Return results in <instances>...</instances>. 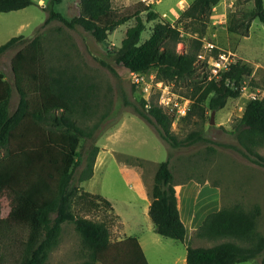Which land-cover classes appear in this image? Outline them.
I'll return each mask as SVG.
<instances>
[{"label":"trees","instance_id":"trees-1","mask_svg":"<svg viewBox=\"0 0 264 264\" xmlns=\"http://www.w3.org/2000/svg\"><path fill=\"white\" fill-rule=\"evenodd\" d=\"M61 1H51L43 25L57 19L70 28L83 27L99 41L134 17V24L126 29L116 52L117 62L135 72L156 67L158 79L186 85L183 92L192 100L188 112L201 121L206 117V107L220 109L229 98L240 96L244 79L252 75L248 63L236 60L219 77H210L206 61L201 62L198 57L201 43L189 51H177L175 44L181 30L169 20L161 19L151 8L146 20H155V23L150 36L142 41L146 25L141 10L128 16L113 15L110 19L112 0H79V14L68 18L55 7ZM218 1L193 0L184 14L207 16ZM252 1V8L230 15V31L246 35L255 17L264 24V0ZM32 3L33 0H0V11L17 10ZM19 45L11 59L14 86L19 94L12 110L13 86L0 72V199L12 190L11 211L18 214V217L0 218V264H8L7 252L18 241L17 227L13 225L26 229L18 264H44L49 250L58 243L66 221H73L81 234L86 258L80 264H150L137 236L128 235L113 242L105 220L92 219L81 212L91 206L114 209L107 197L73 184L80 139L90 134L79 123V116L93 110L95 85L67 68L47 65L39 34L31 39L23 34L12 36L0 44V57ZM141 105L134 104L136 111L154 124L171 146L208 140L201 129L179 138L171 130L174 115L168 109L155 102L148 103L144 98ZM234 132L242 153L264 166V155L258 151L264 146V96L247 101ZM97 150L95 147L92 151L81 180L90 177ZM149 214L157 233L185 239L186 226L180 215L170 155L156 173ZM260 214L257 203L249 209L234 203L207 214L194 234L219 241L206 246L189 244L186 264H236L256 257H260L259 264H264V234L257 229Z\"/></svg>","mask_w":264,"mask_h":264},{"label":"rangeland","instance_id":"rangeland-1","mask_svg":"<svg viewBox=\"0 0 264 264\" xmlns=\"http://www.w3.org/2000/svg\"><path fill=\"white\" fill-rule=\"evenodd\" d=\"M51 1L33 0L24 8L0 11V44L15 35L23 34L31 39L39 34L47 65L67 68L95 85L96 94L91 101L93 110L79 116V123L90 134L80 139L73 184L97 193L89 190L80 178L88 168L95 147L98 150L94 170L98 163L107 161L111 156L126 160L133 155L163 161L170 155L176 181L197 178V197H182L183 208L193 212L197 227L207 214L222 206L241 203L249 209L257 203L261 207L257 229L264 234V166L242 153V146L234 132L247 101L255 96H264V24L258 17L253 18L246 35L228 29L230 15L237 10L252 8L253 1L219 0L207 16L195 17L184 14L193 0H112L110 19L113 15L121 17L142 11L146 25L142 41L150 36L155 23V20H146L148 8H151L160 14L161 19L169 20L181 30L180 39L175 44L177 51H189L201 43L198 57L201 62L206 61L210 77L217 76V70L225 69L236 60L252 67V75L244 79L240 96L229 98L224 107L216 109L213 121V110L208 107L204 121L188 112L192 100L183 92L187 89L186 85L158 79L156 67L136 74L117 62L116 52L126 29L134 24V17L109 33L104 41H99L83 27L70 28L57 19L43 25ZM55 7L68 18L80 12L79 0H62ZM20 47L9 49L0 57V72L13 86L11 110L19 100L11 59ZM143 98L148 103L162 105L174 115L171 130L179 138L201 129L208 140L187 146H171L160 136L155 125L136 111L134 104L142 106ZM178 108H186V111L178 112ZM258 151L264 155V146ZM95 182V188H99L100 193L112 202L122 218L114 209L111 211L102 206L86 207L81 212L92 219L105 220L113 242L128 235L137 236L150 264H186L189 244L206 246L219 241L195 236L193 220L186 224L189 234L184 240L157 233L144 203L130 200V189L122 180L118 162L114 159L109 162L103 179ZM12 196L13 192L9 190L0 199L1 219L18 217L16 212L11 211ZM1 224L4 226L5 223ZM13 226L17 227L18 241L7 252L8 264H18L20 246L26 235V229ZM85 258L81 234L75 223L64 222L58 243L49 250L44 264H80ZM259 263L260 257H256L236 264Z\"/></svg>","mask_w":264,"mask_h":264},{"label":"crops","instance_id":"crops-1","mask_svg":"<svg viewBox=\"0 0 264 264\" xmlns=\"http://www.w3.org/2000/svg\"><path fill=\"white\" fill-rule=\"evenodd\" d=\"M125 155L129 156L130 154ZM130 156L131 158H126V160H121L119 157L111 156L107 161L98 163L95 170L93 169L91 176L83 180V184L89 190H95V192L100 193L99 188H95L96 182L94 183V180L103 179L104 174L107 171V167L109 166V162L114 159L118 162V168L122 180L130 189V200L133 199L139 201L140 203H144L145 210L149 213L150 204L154 200L155 177L162 161L147 159L140 156ZM174 181L177 195L179 197L180 215L186 226L188 221L193 220L192 223H194L195 216L191 210L186 207L183 208L184 205L182 197L187 196L188 198H193L197 195V190H199V187L197 186V178H188L180 181H176L174 179ZM93 187L94 189H92ZM114 210L122 218V215L116 211L115 207ZM192 227V229H196L197 223L195 222ZM188 234L189 233L186 227L185 238L188 237Z\"/></svg>","mask_w":264,"mask_h":264},{"label":"built area","instance_id":"built-area-1","mask_svg":"<svg viewBox=\"0 0 264 264\" xmlns=\"http://www.w3.org/2000/svg\"><path fill=\"white\" fill-rule=\"evenodd\" d=\"M232 62H233V61H232ZM229 64H230V63H229ZM229 64H228V66H229ZM228 66H227L226 68H228ZM226 68H225V69H226ZM216 69H221V68H216ZM222 70H224V69H221V70H219V71L217 70V72H218V73H217V76H213V77H219L220 72H221ZM136 74H138V72H136ZM177 111H178V112H182V111L185 112V111H186V108H183V109L178 108Z\"/></svg>","mask_w":264,"mask_h":264},{"label":"water","instance_id":"water-1","mask_svg":"<svg viewBox=\"0 0 264 264\" xmlns=\"http://www.w3.org/2000/svg\"><path fill=\"white\" fill-rule=\"evenodd\" d=\"M214 112H215V110L212 111V115H211L212 116L211 117L212 121H213V114H214Z\"/></svg>","mask_w":264,"mask_h":264},{"label":"bare ground","instance_id":"bare-ground-1","mask_svg":"<svg viewBox=\"0 0 264 264\" xmlns=\"http://www.w3.org/2000/svg\"><path fill=\"white\" fill-rule=\"evenodd\" d=\"M192 219V218H191ZM188 221V220H187ZM189 222H191V221H189Z\"/></svg>","mask_w":264,"mask_h":264}]
</instances>
